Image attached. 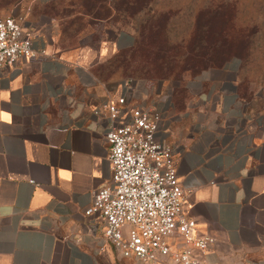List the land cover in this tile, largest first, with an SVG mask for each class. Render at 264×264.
<instances>
[{
  "label": "crops",
  "instance_id": "0c3cea01",
  "mask_svg": "<svg viewBox=\"0 0 264 264\" xmlns=\"http://www.w3.org/2000/svg\"><path fill=\"white\" fill-rule=\"evenodd\" d=\"M73 4L21 0L11 10L25 15L34 56L0 71V264H149L118 257L83 214L110 181L104 106L127 89L110 59L132 38L59 10ZM244 72L232 60L135 88L129 100L161 112L157 135L173 149L184 215L214 238L202 264H264V75Z\"/></svg>",
  "mask_w": 264,
  "mask_h": 264
},
{
  "label": "built area",
  "instance_id": "2783aa9c",
  "mask_svg": "<svg viewBox=\"0 0 264 264\" xmlns=\"http://www.w3.org/2000/svg\"><path fill=\"white\" fill-rule=\"evenodd\" d=\"M25 15L0 18V71L34 56ZM105 104L110 181L94 191L85 216L101 224L103 240L121 258L140 263L202 264L214 238L196 231L184 215L186 193L178 181L173 149L159 139L161 112L130 104L135 87Z\"/></svg>",
  "mask_w": 264,
  "mask_h": 264
},
{
  "label": "rangeland",
  "instance_id": "374dc122",
  "mask_svg": "<svg viewBox=\"0 0 264 264\" xmlns=\"http://www.w3.org/2000/svg\"><path fill=\"white\" fill-rule=\"evenodd\" d=\"M20 1L0 0V18L12 15ZM67 1H73L74 9L59 8L63 14L83 10L102 17L93 25L106 22L110 36L117 27L132 38L125 39L126 47L110 59L109 67V74L127 86L176 85L202 70L238 61L234 54L247 79L264 75V0ZM202 36L210 41L206 48L197 40Z\"/></svg>",
  "mask_w": 264,
  "mask_h": 264
},
{
  "label": "trees",
  "instance_id": "16d2710c",
  "mask_svg": "<svg viewBox=\"0 0 264 264\" xmlns=\"http://www.w3.org/2000/svg\"><path fill=\"white\" fill-rule=\"evenodd\" d=\"M144 1H145V0H144ZM149 1H150V0H146L145 2H149ZM203 37H204V36L199 37L197 40H201L200 43H201V44L203 43V45H205L203 48H206V47L208 46L207 43H209L210 41H209V40H205ZM191 56L194 58L193 55H191ZM191 56H190V57H191ZM226 56H227L226 53H221V57H222V58H227ZM234 56L238 58V61H240V60H239L240 57H238L239 55L234 54ZM240 63H241V62H240ZM241 64H242V63H241ZM192 66H194V65H192Z\"/></svg>",
  "mask_w": 264,
  "mask_h": 264
}]
</instances>
